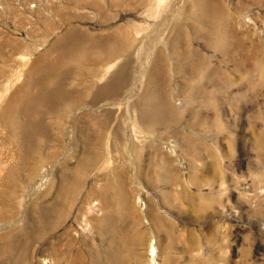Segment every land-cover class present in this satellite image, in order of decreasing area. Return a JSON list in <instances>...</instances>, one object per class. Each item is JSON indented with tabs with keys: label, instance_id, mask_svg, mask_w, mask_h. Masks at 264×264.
Masks as SVG:
<instances>
[{
	"label": "rangeland",
	"instance_id": "374dc122",
	"mask_svg": "<svg viewBox=\"0 0 264 264\" xmlns=\"http://www.w3.org/2000/svg\"><path fill=\"white\" fill-rule=\"evenodd\" d=\"M114 250L264 264V0H0V264Z\"/></svg>",
	"mask_w": 264,
	"mask_h": 264
},
{
	"label": "bare ground",
	"instance_id": "6f19581e",
	"mask_svg": "<svg viewBox=\"0 0 264 264\" xmlns=\"http://www.w3.org/2000/svg\"><path fill=\"white\" fill-rule=\"evenodd\" d=\"M118 253L119 252L117 250L111 251V254H110L111 260H110V263H108V264H117V259L119 258Z\"/></svg>",
	"mask_w": 264,
	"mask_h": 264
}]
</instances>
